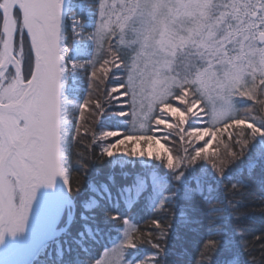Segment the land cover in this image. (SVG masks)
I'll use <instances>...</instances> for the list:
<instances>
[{
	"label": "snow or ice",
	"instance_id": "obj_1",
	"mask_svg": "<svg viewBox=\"0 0 264 264\" xmlns=\"http://www.w3.org/2000/svg\"><path fill=\"white\" fill-rule=\"evenodd\" d=\"M0 22V236L23 230L39 184L65 176L61 145L81 144L83 111L93 89L108 78L109 65L124 74L118 82L134 119L125 128L126 114H109L97 98L100 124L117 129L98 138L93 133L92 143L102 140L105 155L145 156L143 148L129 151L127 145L156 142L155 132L135 133L152 132L157 106L179 113L167 135L179 128L180 141H188L175 162L171 155L148 153L169 167L208 160L207 144L192 143L205 135L228 132L227 141L216 140L214 155L222 159L210 162L217 170L243 154L252 138H264V0H0ZM86 76L89 96L80 102ZM236 97L254 103L241 99L240 107ZM173 98L184 111L173 107ZM202 100L205 108L195 111ZM165 123L158 119L156 127ZM255 147L264 156V144ZM152 225L159 228L160 221ZM142 240L163 251L151 231L145 236L126 229L107 264H139L135 256L125 261L124 254ZM244 247L249 259L241 264H264V236L246 240Z\"/></svg>",
	"mask_w": 264,
	"mask_h": 264
},
{
	"label": "trees",
	"instance_id": "obj_2",
	"mask_svg": "<svg viewBox=\"0 0 264 264\" xmlns=\"http://www.w3.org/2000/svg\"><path fill=\"white\" fill-rule=\"evenodd\" d=\"M90 2L98 3L99 0ZM86 16V12L81 13V18ZM16 40L19 41L18 34ZM109 67L112 70L108 78L100 89H93L90 103L83 111V127L79 133L81 144L66 143L71 220L54 236L34 264H95L106 248L121 244L126 229H137L145 236L151 231L163 245V251L157 253L150 240H142L137 249L125 251L126 261L134 256L139 264H241V260L248 261L244 242L264 236V156L255 147L264 144V138H252L243 154L222 170L214 168L210 161L222 159L214 155L216 140L227 141L228 132H223L220 137L206 135L203 140H193V144L201 147L207 144L205 155L209 159L197 158L177 167H169L165 160L148 154L145 157L148 164H142L126 153L105 155L102 140L92 143L93 133L98 138L103 131L117 129L108 127L107 123L100 124L99 113L95 111L97 98L109 114H126L121 118L125 128L130 129L134 119L130 98L122 95L124 90L118 82L124 74L111 65ZM88 96L86 76L80 102ZM241 99L247 104L254 103L246 97H236L240 107L244 106L239 104ZM170 102L180 105L184 111L183 104L175 98ZM205 105L202 100L198 105L200 111ZM161 111L164 110L160 106L154 109L152 132L140 134L155 132L160 145L153 153H161L162 158L171 155L175 162L177 156L185 155L184 147L188 146V141H180L176 135L179 128L167 135L171 131L169 126L178 121L175 118L164 129L154 131ZM253 115L257 113L253 112ZM137 116L142 113L137 111ZM107 141L114 143L115 138L109 137ZM208 141L212 143L208 144ZM131 146L133 144L129 142V151ZM123 151L121 146L120 152ZM152 221H160V227L156 228ZM208 240L214 242L211 247L204 244Z\"/></svg>",
	"mask_w": 264,
	"mask_h": 264
},
{
	"label": "water",
	"instance_id": "obj_3",
	"mask_svg": "<svg viewBox=\"0 0 264 264\" xmlns=\"http://www.w3.org/2000/svg\"><path fill=\"white\" fill-rule=\"evenodd\" d=\"M0 31H2V22H0ZM61 150L65 176L57 174L50 184H41L43 189L41 205L32 225L12 246L0 251V264H33L57 233L63 215L71 202L68 183H65L67 175L63 143Z\"/></svg>",
	"mask_w": 264,
	"mask_h": 264
},
{
	"label": "rangeland",
	"instance_id": "obj_4",
	"mask_svg": "<svg viewBox=\"0 0 264 264\" xmlns=\"http://www.w3.org/2000/svg\"><path fill=\"white\" fill-rule=\"evenodd\" d=\"M15 39H16V38H15ZM17 41H18V40H16V42H17ZM18 43H19V41H18ZM173 107H174V108L178 107V108H180L181 111H183V109H182V107H180V105L174 104ZM183 108H184V107H183ZM194 110H195V111H200V109L198 108V106H197ZM77 115H78V113H77ZM174 118L177 119V120H179V113L173 115L169 110L164 109V111H161V116L158 117L157 120H158V119H164V120H166V123H165V124H162V125H159V126L162 127V128L156 127V128L154 129V131H156V130H162V129H164V127H167L168 125L172 124ZM155 124H156V123H155ZM137 135H141V134L138 133ZM149 135H150V134H149ZM205 136H206V135H205ZM210 137H211V136H210ZM154 139H155V141H156L155 143L141 145L139 142H137L136 144H133V147H132V146L130 147V150H131L132 148H135V149L137 150V152H139V151L141 150V148H143V150H144V152H145V156H143V157H141V156H134V157L136 158V160L140 161L142 164H148V162H147V160H146L145 157H146V155H147L149 152H152V153H153V150L156 151V150L159 149V145H160V143H159V141L157 140V136H155ZM209 140H210V139H209ZM131 144H132V143L130 142V145H131ZM65 148H66V143H63V149H64V150H63V151H64L63 153H64V156H65ZM148 156H150V155H148ZM65 158H66V157H65ZM65 158H64V159H65ZM65 168H66V170H67L66 163H65ZM71 202H72V201H71ZM71 202L69 203V207H68L67 211H66L65 214L63 215V218H62V220H61V222H60L62 227H60L59 230L63 229L64 226H65L66 224H68V223L70 222V220H71V217H72V214H71V211H70ZM115 245H118V244H114V245H112V246L106 248V249L104 250V252L102 253L101 258H99V259L96 261L95 264H98V261H100L101 264H107V261H108V259L110 258V254H111V252H112V250H113V248H114ZM125 261H126V260H125Z\"/></svg>",
	"mask_w": 264,
	"mask_h": 264
},
{
	"label": "bare ground",
	"instance_id": "obj_5",
	"mask_svg": "<svg viewBox=\"0 0 264 264\" xmlns=\"http://www.w3.org/2000/svg\"><path fill=\"white\" fill-rule=\"evenodd\" d=\"M42 194H43V189L41 184H39L35 192L33 194L32 200L29 204L28 212L25 218L24 222V227L23 230L17 231L14 233H9L7 231L2 233V236H0V251L4 250L7 247L12 246L25 232L28 231L29 226L32 225L37 212L39 211L40 208V201L42 199ZM61 224V223H60ZM60 229V225L59 228ZM51 241H49L48 245L50 244ZM47 245V247H48Z\"/></svg>",
	"mask_w": 264,
	"mask_h": 264
}]
</instances>
